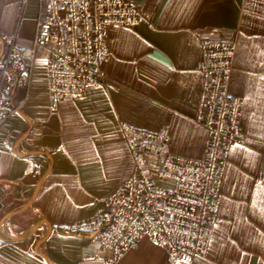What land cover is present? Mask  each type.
<instances>
[{"label": "crops", "instance_id": "0c3cea01", "mask_svg": "<svg viewBox=\"0 0 264 264\" xmlns=\"http://www.w3.org/2000/svg\"><path fill=\"white\" fill-rule=\"evenodd\" d=\"M143 18L112 25L102 85L50 104L49 53L36 50L20 104L0 124V264H108L110 251L67 227L91 221L133 172L120 123L169 130L174 154L201 159L206 130L196 121L201 40L238 43L230 91L245 103L246 139L235 144L207 257L178 258L149 237L117 264H264V0H135ZM39 0H0L4 36L31 46Z\"/></svg>", "mask_w": 264, "mask_h": 264}, {"label": "built area", "instance_id": "2783aa9c", "mask_svg": "<svg viewBox=\"0 0 264 264\" xmlns=\"http://www.w3.org/2000/svg\"><path fill=\"white\" fill-rule=\"evenodd\" d=\"M36 33L31 46L4 36L0 65V124L19 109L17 86L30 82L36 50L49 53L50 104L83 96L104 83L110 58L112 25L133 27L143 14L135 0H39ZM238 43L201 40L198 69L202 76L196 121L204 126L206 151L196 159L174 154L169 130L150 131L120 123L132 153L131 175L104 199L95 217L67 228L110 251L117 264L126 250L149 237L178 258L207 257L223 201V179L231 150L243 143L244 99L230 91Z\"/></svg>", "mask_w": 264, "mask_h": 264}]
</instances>
